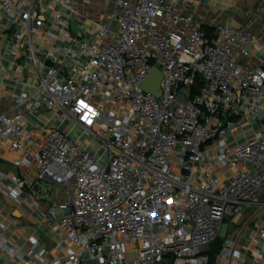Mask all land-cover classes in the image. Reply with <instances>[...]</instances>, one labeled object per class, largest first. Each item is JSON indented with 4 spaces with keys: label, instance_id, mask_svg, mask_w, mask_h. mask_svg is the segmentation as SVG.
I'll use <instances>...</instances> for the list:
<instances>
[{
    "label": "built area",
    "instance_id": "2783aa9c",
    "mask_svg": "<svg viewBox=\"0 0 264 264\" xmlns=\"http://www.w3.org/2000/svg\"><path fill=\"white\" fill-rule=\"evenodd\" d=\"M190 1L109 0V15L91 26L74 0H0V15L27 42L34 80L0 111V138L18 153L17 172L0 171V199L31 203L24 193L36 181L65 191L47 209L63 237L58 256L47 259L46 247L28 237L39 264H215L210 245L224 222L264 192V64L249 58L256 36L225 23L207 33ZM67 10L79 33L67 30ZM50 13L58 27L48 33L62 43L46 49L34 39ZM152 67L162 74L159 96L143 88ZM234 107L239 114L225 122ZM43 110L79 137L40 125ZM250 121L263 128L229 143V129ZM98 142L101 154L93 151ZM202 161L206 178L195 184ZM213 163L233 169L226 182ZM15 223L11 213L0 220V264L26 260L6 235ZM221 247L217 262L240 257L231 238Z\"/></svg>",
    "mask_w": 264,
    "mask_h": 264
},
{
    "label": "crops",
    "instance_id": "0c3cea01",
    "mask_svg": "<svg viewBox=\"0 0 264 264\" xmlns=\"http://www.w3.org/2000/svg\"><path fill=\"white\" fill-rule=\"evenodd\" d=\"M74 7L81 13L91 17L88 24L94 26L93 21L103 20L109 15L112 3L109 0H74ZM187 10L202 19L204 25L210 27L212 31L219 23H225L232 28L244 27L250 30L257 40V44L249 46L250 61L252 64H264V0H191L187 5ZM72 22H78L75 13L66 11ZM48 24H45L34 39V45L46 49H52L54 43H62V39H56L48 31H54L58 27L50 13ZM0 34L2 40L0 42V111L6 110L13 104L16 94L22 90H31L33 84V64L29 55L26 53L27 42L24 38L17 40L15 32L10 27V19L0 15ZM73 32L71 26L67 29ZM211 31V32H212ZM3 32V33H2ZM239 60L244 61V57L239 55ZM43 60V59H42ZM40 125L45 127H59L61 129L70 130L71 134L79 137L76 129H71L69 122H62L55 114L46 110L41 111ZM31 121V119H29ZM35 121V120H34ZM30 128L26 123L24 125ZM263 125L256 121L245 122L239 129H229L227 139L229 143L235 145L252 137L255 130L262 129ZM38 134V130L34 131ZM83 139V138H82ZM81 139V140H82ZM80 140V141H81ZM94 151V150H93ZM95 152V151H94ZM18 153L10 148V141L0 138V171H4L8 175L17 172L13 166V159ZM207 156L214 162L213 153L207 152ZM33 171L28 174L34 178L38 169L37 165L33 166ZM206 161H202L196 166L194 172V183L198 184L206 178L204 170ZM213 174L222 182H226L233 172L228 166H221L213 163L211 166ZM11 182L10 178L4 180ZM34 189L26 190L24 193L30 196L31 203H9L3 198L0 199V220L5 219L6 215L11 213L16 223L13 229L9 230L6 235L14 238L15 242L24 253L25 259L32 261V264H39L40 260L30 253L28 237L34 235L38 238L37 248L45 246V257L51 259L58 256L55 246L63 240L59 235L57 225L58 222L48 218L47 209L50 199L63 200L65 191L55 185L52 191V197L47 199L44 194V184L36 181ZM35 192L42 193L38 198ZM224 224L227 227L226 237L233 240L236 249L240 251V257H230L226 260L217 262L216 255L222 249L221 246L212 248L210 254L211 263L215 264H242L249 262L250 264H264V234L262 233V225H264V192H262L256 201L245 207L235 217L227 219ZM66 246V243L63 242ZM65 253H62L64 255ZM89 258L88 255H85ZM14 262V264H25V261ZM91 262V261H89Z\"/></svg>",
    "mask_w": 264,
    "mask_h": 264
},
{
    "label": "water",
    "instance_id": "95a60500",
    "mask_svg": "<svg viewBox=\"0 0 264 264\" xmlns=\"http://www.w3.org/2000/svg\"><path fill=\"white\" fill-rule=\"evenodd\" d=\"M71 28L75 33H79V26L77 22L71 23ZM51 64V63H49ZM161 80L162 74L161 71L157 67H152L149 74L147 75L145 82L143 84V88L146 91L154 93L156 96L161 94ZM239 114L238 107H234L230 114L224 116V121L227 122L230 117L237 116ZM227 233L226 224H223L221 232L219 236L211 243V248H216L221 246L224 237Z\"/></svg>",
    "mask_w": 264,
    "mask_h": 264
},
{
    "label": "rangeland",
    "instance_id": "374dc122",
    "mask_svg": "<svg viewBox=\"0 0 264 264\" xmlns=\"http://www.w3.org/2000/svg\"><path fill=\"white\" fill-rule=\"evenodd\" d=\"M87 138V137H86ZM102 142H98L96 146L93 147V150L95 151V153H99L101 154L102 153ZM55 183H51V182H46L44 187L45 190H48L46 193H44L46 196H47V199H49V197H52V191L54 190L55 188ZM42 193L40 192H35L34 191V195L37 196L38 198L41 196ZM50 205V204H49ZM57 212L60 213V209H57ZM131 257V255H129Z\"/></svg>",
    "mask_w": 264,
    "mask_h": 264
},
{
    "label": "trees",
    "instance_id": "16d2710c",
    "mask_svg": "<svg viewBox=\"0 0 264 264\" xmlns=\"http://www.w3.org/2000/svg\"><path fill=\"white\" fill-rule=\"evenodd\" d=\"M204 29L209 34H211L213 32L212 29L210 27H207L206 25H204ZM196 83H197V86L196 87H200L201 85H203V81L201 79H199V78L197 79V82ZM233 117H235V116H233ZM212 252H213V250L210 249L209 253L211 254Z\"/></svg>",
    "mask_w": 264,
    "mask_h": 264
}]
</instances>
